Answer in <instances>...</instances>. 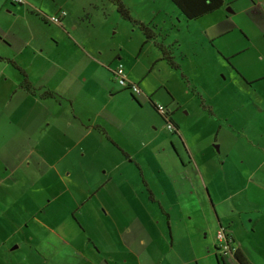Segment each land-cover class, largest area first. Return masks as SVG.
<instances>
[{"label":"crops","instance_id":"0c3cea01","mask_svg":"<svg viewBox=\"0 0 264 264\" xmlns=\"http://www.w3.org/2000/svg\"><path fill=\"white\" fill-rule=\"evenodd\" d=\"M122 1L128 6L132 15L138 7L137 11H140V15L133 16L152 30V37L146 39L138 27L139 41L136 42L138 51L147 43L152 42L155 45L159 43L157 60L166 61L162 56L163 48L176 61L172 51L174 48L171 46L173 43L169 39L170 29H156L157 25L152 19L155 13H162L171 27L172 19L177 18L176 21L182 23L183 20L194 22L193 26L198 29H216L208 35V39L206 38L207 43H213L226 60L239 57L243 69L240 70L242 80L248 90L242 86L241 91L235 94H220L218 101L215 97L211 99L208 97L207 106L202 102V107L215 112L216 108L231 107L234 103L233 98L237 100L239 98L241 113L246 114V129L259 134L262 142L258 143V146L261 147L262 152L260 150L255 154L250 152L253 148L251 150L252 146H249L248 142L253 140H249L250 135L247 133H244V136L248 142L241 137L235 138L233 142L237 148L245 146L247 152L244 156L239 154L235 146L232 149V143L226 144L218 139L216 152L208 139L197 138L194 134L191 142L188 136L183 135L181 125L172 115L171 105L174 104L175 97L167 92L161 103H155L152 94L145 92L147 87H144L142 81L149 69H151L149 72H152L151 66L142 72L133 69V66L127 68L118 52L108 59H102V56L107 54L102 44L105 40L100 41V44L99 41L86 42L73 33L76 29L72 27L73 24L70 19H66V16L63 17L61 24L49 21V15L57 14L61 7L57 8L54 5L53 8L42 4L36 7L34 3L25 0L22 4L0 0V77H3V82H0V95L3 94L0 97V105L11 90L14 93L18 90L21 95L24 93L28 95L29 87L25 90L23 84L26 82L31 84V74H41L43 77L55 78L57 81L54 88L56 92L53 94L48 91L53 87L43 88L42 92L38 91L45 97L40 96L39 100L42 98L46 105L41 108H28L27 113L28 111L29 113L23 118H19L17 113V117L11 119L6 108L0 107V112L7 118L4 126L8 128L0 138V264H64L61 262V257H67L66 264H74L71 260L78 255L80 249L78 244H74L76 240L73 241L77 239L79 232L74 220L67 215L58 220L55 213L50 212L53 215L51 217L46 210L52 202L55 204L54 209L65 208L66 200L59 197L68 193L62 188L67 183L66 174L74 168L81 171L85 162L89 163L92 172L98 171L101 176L107 175L109 181L120 175L125 183L128 177L127 170H132L131 164L126 167L124 162H134L135 167H139L141 175L144 173V166L147 167L162 190L163 198L159 206L165 216V218L163 216L165 231L159 229L160 233L154 238L153 235L145 236L146 229L145 232L142 231L140 237L135 236V239L119 233L118 239L110 238L113 247L104 253L111 261H103V254H99L98 251L88 255V249H84L80 258L81 264H110L112 260L116 264H127L128 259L131 264H141L142 253L138 250L139 245L144 250L154 247L156 252L152 254L159 261L158 264H165V261L166 264H222L216 254L217 249L214 248L216 232L222 227L232 239V257L236 258L238 262L236 264H264V243H261L264 242V132H259L258 129L261 122H264V88L259 90L254 88L256 83H264V0H218L214 10L193 20L186 19L171 0L169 2L172 5L166 0ZM47 24H52L54 27L48 28L50 26ZM152 24L155 29L152 28ZM234 30H239L240 35L235 34L229 38ZM159 36L162 40L156 43ZM135 38L137 34L134 35V40ZM219 38H224L227 43L218 46L214 40ZM50 42L55 47L69 42V47L73 49L75 47L76 51H74L78 53L77 59L71 58L67 67L68 57L61 52L59 55L56 53L54 57H42L41 55H44L42 50L48 47ZM65 49L62 48V51ZM223 49L228 50V53ZM119 63L124 66L128 79L140 87L141 94H133L125 87L114 88L112 70ZM166 64L169 65L167 61ZM77 84L78 90L75 91ZM103 89L108 90L110 95L104 104L73 107L72 100L75 96L82 100L87 91H90L92 99H97L102 95ZM47 93L54 95L56 100L60 98L61 103H55L56 100H53L52 96L46 98L44 95H48ZM123 93L127 96L122 95ZM250 93L254 95L250 96ZM121 100L126 101L128 107L131 100L135 107L131 110L127 106L122 108ZM143 100H146L151 110L155 111L150 101L164 106L167 114H170L172 122L178 128V132L175 133L176 142L171 138V149L167 143L170 137H160L157 133L141 134L143 137H140L139 131H136V128H140L145 122L138 116L145 108ZM171 102L173 103L170 104ZM42 113L43 119L38 118L35 121L36 125H33V117ZM252 114L257 115L258 120L261 121L258 126L253 125L250 119ZM23 115H25L24 111ZM135 116L138 117L137 123L132 121ZM129 121L131 128L126 127ZM155 123L163 128L160 121ZM28 125L30 129L34 127L30 135H26L25 132ZM152 127L157 131L158 126ZM11 128H14L13 134L9 135ZM219 128L221 131V124ZM43 129L54 130L50 141L54 142L56 139V146L59 148L54 149L58 152L54 159L51 157L52 149H46L44 140L38 137L40 130ZM121 130L128 133L124 138V144L118 142L110 132L117 131L119 134ZM214 130L212 126L208 129V133L213 135ZM261 131H264V126ZM55 132L57 135L54 137ZM222 133L226 134L227 131ZM175 134L171 133V135ZM142 149H145L144 153H141ZM24 163L34 171L31 182L37 187L29 190L30 193H34L31 195L33 198L29 197L34 206L31 217L40 227H44L49 235L41 231H38L37 235L31 233L25 236L24 232L21 235L20 229L29 225V219H26L24 211L31 208L21 205L24 202V194L28 192L23 190V184H19V168ZM42 163H47L49 166L48 175L52 173L53 185H59L63 189H60L58 196L55 194L49 200H46L48 197L46 190L51 188L44 187L40 182L41 178L46 177L45 169H48L41 168ZM232 163L235 167H232ZM134 176L133 172L129 181H133ZM143 183L147 188L146 191L149 189L150 193H153L152 187L148 188L145 180ZM104 184L99 182L95 184L97 190L92 193L89 200L93 199L99 190L106 188ZM126 187L112 186L109 193L117 194L121 199L124 194L127 195L123 189ZM130 190L134 192V196L139 192L135 183ZM85 199L86 195L84 204ZM124 199L126 200L124 206H129V199L127 197ZM150 200H153L152 194L149 195V202ZM100 206L104 209L103 203ZM171 211L175 213L172 215ZM133 217L140 220L136 214H133ZM120 219L113 212L111 222L115 226L120 225ZM86 220L97 226L105 223L97 213L93 219L90 217ZM155 223L160 225L161 222L156 220ZM254 237L258 238V244L252 243ZM33 242L38 244L32 246ZM41 242H44L45 246L40 245ZM24 243L28 245L27 250ZM15 249L19 250L15 251ZM66 249L68 254L63 253ZM236 253L241 255L243 259L241 262L235 256ZM186 257L190 261L185 260ZM223 264L232 263L224 260Z\"/></svg>","mask_w":264,"mask_h":264},{"label":"rangeland","instance_id":"374dc122","mask_svg":"<svg viewBox=\"0 0 264 264\" xmlns=\"http://www.w3.org/2000/svg\"><path fill=\"white\" fill-rule=\"evenodd\" d=\"M25 1L29 3H34L36 7L40 6L41 4L43 6L47 5L48 7H53V8L54 5L57 8L61 7L62 8L61 10H64L66 12L65 15L66 19L67 20L70 19L71 24H73L72 27L76 29L75 31H73L74 34H77L78 37L83 38L88 43L99 41L100 44L101 43L100 41L105 40L102 42V44L104 45V49H106L107 54L106 56L103 55L102 59H108L114 53L118 52L121 54L122 61L127 68L133 66V69H137V71L142 72L145 68L151 66L152 72L150 73L149 71L151 69H149V71H147L145 75L146 77L142 81L144 87L145 88L147 87L146 89L147 91L145 90V92H147L148 94H152V97L155 99V103L158 102L161 103V99L167 96V92L168 94H172L175 97L174 104L171 105L173 111L172 115L174 118H176L178 124L181 125L183 135L188 136L191 142H193L194 134L196 135L197 138L208 139L209 142H211V144L213 145L212 146L213 150L216 152L217 151L216 146L218 145L217 139H218L219 141H223L226 144L232 143L233 144L231 146L232 149L235 146V148L238 149L239 154L241 153L240 155L244 156V154L247 152L245 146L242 145L243 148H241L240 146H238L237 148V146L233 142L235 138H239V137L247 141V139L244 136V133H247L250 135L249 140H253V142L247 141L248 145L252 146L250 147L251 150L253 148V150L250 152L254 154L259 150L262 152L261 147L258 146V143L262 142L259 139L260 138L259 134L257 132H252V130L246 129V120H245L246 114L241 113V107L238 103V101H240L239 98L238 100L237 98H233L234 103L231 105V107L227 109L223 107L216 108L215 112L209 111L208 109H204L202 107V102L207 106L206 99L208 97H210V99L211 97H215V99H217L218 101V97L220 94H224V93L235 94L236 92L241 91L242 86L245 89H247L244 81L242 80L243 78L242 73L240 72V70L242 71L243 69L239 57L238 56L231 57L230 59L226 60V57L221 53V51L218 48H216L213 45V43L211 44L207 43L208 35L216 31V29H198L193 26L194 22L183 20L184 22L182 23L176 21L177 18L175 20L172 19L173 26L171 27L170 23L163 18L162 13H155L152 19H153V23L154 24L156 23L157 25L156 29H170L169 39L173 43L171 45L174 48L172 49V51L177 61L174 62L180 64V65L178 64L179 67L175 68L172 67L171 65L170 66L167 65L166 61L164 62L161 60H157L160 50L158 49L159 48L158 42H161L162 40L160 36L157 37L156 39L157 40L156 43H158L156 44L157 46L154 43L150 42L151 44L150 43L145 44L143 46V49L138 51V44H137L139 41L138 26H134V24H132L131 22L123 20L117 13L116 7L109 0H25ZM166 1L170 3L169 0ZM158 3L159 1L156 2V4ZM137 8L138 7H136V11L135 10L133 11L134 16L137 14L140 15V11H137ZM47 25L50 26L48 28L54 27L52 24H47ZM186 25L188 26L186 27ZM151 26L152 28H154L153 24ZM42 27L44 28L45 26ZM67 27H69L68 24ZM132 29L135 30L131 32L130 30ZM136 34H137V38H135L134 40V35ZM235 34L239 36L240 35L239 30H234L233 34H231L229 38L233 37ZM214 41L220 47L221 45L227 43V41L224 38H219ZM64 47L66 49L65 51H62V48L64 49ZM74 50L75 47L74 49L69 47V42L67 43L65 42L58 47H55L54 44L50 42V44H48V47L42 50L43 51L42 54L44 55L41 56L44 58H48V56L54 57L56 53H58L59 55V53L61 52V54H64V56L68 57L66 62L68 67L69 62H71V58L77 59L76 57L78 56V53L75 52L76 50L75 51ZM223 50L225 53H228V50L226 49ZM22 58L24 59V57ZM10 67L12 66L10 65ZM29 71L31 70L29 69ZM30 77H31L30 80L31 84L27 82L23 84L25 90L27 87H29V89L27 88L29 90L28 95L25 93L21 95V93L18 90H16V92L14 93L13 90H11L10 93H8L6 99H3V101H1L0 107L6 108L8 115L10 116L11 119L17 117V113L19 118L25 117L29 113V111L27 113L28 108L44 107V104L46 105V102H43L41 99L45 97H43V95H40V92H42L44 89L53 87V89L50 88L48 91H50L52 94L56 92L54 89L55 84L57 82L55 78L52 79L50 77L49 78L43 77V75L36 73L31 74ZM2 78L0 77V82H3ZM112 84H114V88L119 86L116 80H114V82L112 81ZM77 88H78V84L77 87H75V91L78 90ZM254 88L257 90L263 89L264 83L258 82L255 84ZM101 93L102 95L97 99H92L90 91H87L85 98H83L82 100L81 98L79 97L77 98L75 96L74 99L72 100L73 107L74 108L79 107L77 105L89 107L88 105H92V104L93 106L94 105L100 106L104 104L105 101L108 100V95H109V92L106 89H103ZM122 95H126V94L123 93ZM253 95L254 93H250V96ZM2 96L3 94L0 95V97ZM40 96L42 98L39 100ZM44 96H46V98L52 96L54 98L53 100H56L54 95L45 94ZM124 98L127 100L126 97ZM157 99L158 101L156 102ZM59 100L60 98L59 99L57 98V100L54 102L60 104L61 101ZM120 102L122 108L126 106L128 107L126 101L121 100ZM130 103L131 104L130 107H128V109L131 110L132 107H135V105L131 102V100ZM143 103L145 108H143L142 111H140V113L142 114L141 115L138 114V116L140 118H143L145 122L140 128L139 127L136 128V131H139L140 133L139 136L141 134L155 135L156 133L160 137L168 136L170 137V140H168L167 143L171 149V145H172L171 138L175 140L177 138V135L176 134H175L176 136L171 135L172 131H168L164 120L159 116L160 114H158L156 110L155 111L151 110L152 108H150L149 104H146V100H143ZM172 103L173 102H171L170 104ZM23 111L25 115H23ZM155 116L157 120L155 119ZM158 117H160V120ZM38 118L42 120L43 113L41 115L36 114L33 117V122H32L33 125H36L35 121ZM250 119L254 126H258L261 122L258 120L257 115L252 114ZM132 121L134 123H137L138 117L135 116ZM159 121L163 126V128L160 127V124L156 125L155 122L159 123ZM6 122H7V118L0 112V138L2 136V133H5L6 129H8L7 127L4 126ZM46 123L47 122L45 121V125ZM220 124L222 127L221 131L219 128ZM153 125L158 126L157 131L152 127ZM212 126L215 129L213 135H211V133H208V129L212 128ZM263 126H264V122H261V126L258 128L260 129L259 132H264L261 131ZM126 127L131 128L130 121L126 125ZM13 129L14 128H11L10 132L8 131L9 135L13 134L12 133ZM33 130L34 127L30 129V125H28V128L25 130L26 135H30V133H32ZM53 131L54 130L52 129L40 130L38 137L40 138V140H44V143L46 144V149L49 148L52 149L53 153L51 154V157L54 159L58 155V152H55L54 149H59V148L56 146V141H57L56 139L54 142L50 141L51 137L53 136L52 134ZM223 131H227V133L223 134L222 133ZM110 132L111 134H113V136L118 142L124 144L125 142L124 138H126L128 134L127 131L121 130L119 134L117 133V131L115 132L110 131ZM72 134H74V132H72ZM56 135L57 133L55 132L54 137ZM140 137L143 136L141 135ZM69 140H71V137L69 138ZM174 142H176V140ZM140 147L143 148L142 146ZM144 152L145 149L144 150L142 149L141 153ZM123 159H125V157ZM141 162L143 163L144 161ZM128 164H131L130 167L131 170L134 172L135 176L133 178V181L132 180L129 181V178L132 176L133 172L127 170L128 173V177H126L127 184L123 181L124 178L120 177V175L116 176L113 179V181H109L107 175L101 176L100 172L98 171L92 172L89 163L86 162L83 163L84 168H82L81 171L78 170L77 168H74V170L70 172L69 170L67 171L69 172L66 174L65 177L67 183L63 187L61 185V187L65 189V191H67L68 193L61 194L59 197L60 199L66 200L65 208L63 210H61L60 208L54 209L55 204L52 202L48 206V209L46 211L48 214H50L51 217H53L51 213H55L56 219L58 220L63 219L66 215L68 218L74 220V225L79 232L77 235L78 236L77 239H73V241L76 240L74 244L75 245L78 244L80 249L78 255L76 257H73L74 259L71 260L72 263L81 264L80 258L81 255L83 254L82 252H84V249H88L87 250L88 255H92L96 253V251H98L99 254H103L104 256L103 261L105 262L111 261L110 258L105 257L106 255L104 254L107 250H109L110 247H113V242L110 240V238L118 239L120 235L119 233H121L123 236H130V238L132 237L135 239V236L140 237L142 231L146 229H147L145 233L146 237H148V235H153L154 238H156V236L160 233L158 230L161 228L162 229L165 228L163 222V216H164L163 211L159 206L160 204L159 202L163 198L161 187L157 184V181L154 180L155 179L154 176H152L150 170L147 167L144 166V173L141 175L139 172V167L136 168L134 162L133 163L124 162V166L128 167ZM41 166H42L41 168L49 167L47 163H42ZM232 167H235L234 163H232ZM48 169H45L46 177L40 179V182L44 187L51 188L50 190H46L48 196L46 200H49L50 197L54 196L55 194L58 196L61 191L60 189H62L60 188L59 185H55V186L53 185L54 178L52 177L53 176L52 173H51L52 176L48 175L50 171V169L49 170ZM19 174H20L19 184H23V190L25 192L28 191L26 194H24L25 195V198L23 199L24 202L21 203V205H26L31 207L28 211L27 209L26 211H24L26 219H29V225H26L25 228L20 229V231L22 230L21 235L23 234V232L25 236L31 233L37 235L38 231H41L46 235L48 234L46 232L47 230H45L44 227H40L36 222L33 221L34 219L31 217V214L34 209L32 207L34 206H32L29 197L31 195H34V193H30L29 190H33V187L37 188L36 186L32 185L33 183L31 182L34 171L31 168H28L24 163L23 166H20L19 168ZM143 180H145V182L147 183L148 188L149 186H151L153 189V193H151L153 200H150V202H149V194L146 191L147 188L145 187ZM97 182L102 184L105 183L103 185L105 187H106V183L108 182L107 187L105 189L102 188L101 190H99L98 194H96V196L93 199L89 200L92 193L95 190H97V187L95 188V184ZM134 183L139 191L138 194H136L135 196H134V192L130 190V188L133 189ZM72 186L75 187L76 189L71 188ZM112 186H115L116 188L117 186H127L126 188H123L126 191L127 195L124 194L121 197V199H119L118 198L119 195L109 193ZM80 192H82L84 195ZM85 195H86V199L84 204L83 201ZM126 197L129 199L130 204L129 206L125 207L124 204L126 200L124 198ZM76 202L78 203L75 204ZM101 203H103L104 209H101L100 206ZM92 211L94 212L93 215H92ZM113 212L121 218L119 221L120 225L118 227L115 226L113 222H111ZM96 213L105 222L102 223L101 226L94 225L95 223H89L86 220L90 217L93 219L96 216ZM174 213H175L174 211H171L172 215ZM133 214H136L137 218L140 220L134 218ZM31 218L32 221L30 220ZM156 220H160L161 222L160 225H157L155 223ZM117 229H119V231ZM102 239L105 242L104 241L102 242L101 241ZM252 243L258 244V238L254 237ZM35 244L38 243L33 242L32 246H35ZM40 245L45 246V243L41 242ZM24 246H25V250H27L28 245L24 243ZM134 248H136V246H134ZM19 249H15V251H18ZM138 250H140L142 253V258L140 260L141 264H158L159 261L155 259V257L153 256L154 254H152V252L154 253L156 252V249L154 247L149 249L145 248L144 250L142 246L139 245ZM63 253L68 254L67 249ZM170 257L171 255L168 256L169 262H170ZM186 258L187 259L185 260L190 261L188 257ZM58 261H60L59 258ZM61 262L66 264L67 257L65 258L61 257ZM110 264H116V262L112 260ZM127 264H131L129 259Z\"/></svg>","mask_w":264,"mask_h":264},{"label":"trees","instance_id":"16d2710c","mask_svg":"<svg viewBox=\"0 0 264 264\" xmlns=\"http://www.w3.org/2000/svg\"><path fill=\"white\" fill-rule=\"evenodd\" d=\"M115 7L116 11L119 14V16L126 20L131 22L134 25H137L140 30L143 32L146 39H149L152 37V30L151 28L145 24L134 18L130 12V9L128 6L124 4L122 0H109ZM173 4L178 8V10L184 15V17L188 20H193L194 18H197L203 14L209 13L210 11L214 10L218 5V0H171ZM39 15V14H38ZM163 58L168 62L169 65L172 67H179L176 62L172 59V57L167 53L166 49H161ZM49 95V93H47ZM152 104L154 110H156V104L152 101H150ZM157 111V110H156ZM159 114V113H158ZM161 116V115H160ZM170 121L172 122V119L170 117V114H168ZM164 122H166L165 118L161 116ZM173 123V122H172ZM174 124V123H173ZM175 128L178 130L176 125L174 124ZM178 131H172L173 134L177 133ZM148 194L151 195L150 190L148 189ZM214 248H218V242L215 239ZM240 262L243 260L241 258L240 254L235 255ZM242 259V260H241ZM222 262V260H221ZM223 264V262H222Z\"/></svg>","mask_w":264,"mask_h":264},{"label":"built area","instance_id":"2783aa9c","mask_svg":"<svg viewBox=\"0 0 264 264\" xmlns=\"http://www.w3.org/2000/svg\"><path fill=\"white\" fill-rule=\"evenodd\" d=\"M13 3L22 4L24 3V0H10ZM66 15V12L64 10H59V12L55 15L49 16V21L56 24H61L62 17ZM113 78L116 80L117 84L120 87H125L131 90L133 94H141L140 87L128 79L124 66L119 63L113 70ZM156 110L157 112L163 116L166 120V128L169 131H177L174 124L170 121L169 116L167 114L166 108L160 104H156ZM215 239L218 242V248H217V254L219 258L224 261H229L232 264L238 263L235 259V257H232L233 254V248L231 247L232 239L227 234L226 230L222 227L217 230Z\"/></svg>","mask_w":264,"mask_h":264},{"label":"water","instance_id":"95a60500","mask_svg":"<svg viewBox=\"0 0 264 264\" xmlns=\"http://www.w3.org/2000/svg\"><path fill=\"white\" fill-rule=\"evenodd\" d=\"M219 259V262L221 263V259L220 258H218Z\"/></svg>","mask_w":264,"mask_h":264},{"label":"clouds","instance_id":"9594fccd","mask_svg":"<svg viewBox=\"0 0 264 264\" xmlns=\"http://www.w3.org/2000/svg\"><path fill=\"white\" fill-rule=\"evenodd\" d=\"M217 254V253H216ZM218 255V254H217ZM218 258H219V256H218ZM223 262V261H222Z\"/></svg>","mask_w":264,"mask_h":264},{"label":"flooded vegetation","instance_id":"af4514ba","mask_svg":"<svg viewBox=\"0 0 264 264\" xmlns=\"http://www.w3.org/2000/svg\"><path fill=\"white\" fill-rule=\"evenodd\" d=\"M236 259V258H235ZM237 261V260H236Z\"/></svg>","mask_w":264,"mask_h":264}]
</instances>
